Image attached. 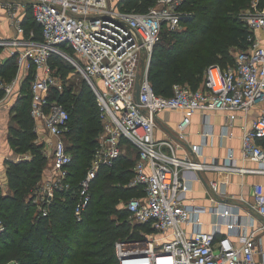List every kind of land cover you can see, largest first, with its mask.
<instances>
[{"label":"built area","instance_id":"built-area-1","mask_svg":"<svg viewBox=\"0 0 264 264\" xmlns=\"http://www.w3.org/2000/svg\"><path fill=\"white\" fill-rule=\"evenodd\" d=\"M120 0H0V8L16 30L15 38H1L0 63L17 57V78L0 83L4 91L0 103L8 100L23 72L30 82V115L51 137L52 174L44 176L30 199L46 217L63 194L75 201L74 216L83 218L92 199V185L103 168H113L129 149L137 160L130 187L142 188L144 197L133 198L125 206L132 232L138 239L116 243L119 264H260L256 260L253 233L233 241L236 225L218 237L202 230V210L186 204L188 185L183 173L203 170L242 171L235 165L200 163L193 157H180L181 145L158 139L157 118L165 111L183 114L178 129L184 139L197 112L260 111L242 136L244 160L260 163L264 173V7L252 0L254 11L245 18L249 31L247 47L233 51L234 64L206 69L204 82L197 89L175 84L172 96L155 93L149 79L155 46L164 27L175 30L192 12L184 9L188 0H156L146 13L119 8ZM28 9L42 29L27 32L23 21ZM4 52L7 53L3 57ZM53 56L70 63L94 92L102 131L97 138L91 166L75 185L72 181L73 156L68 150L70 113L60 98L71 89L51 64ZM26 76V77H27ZM142 78L139 100L136 85ZM235 119V115H230ZM232 135V134H231ZM193 154L199 147L191 148ZM195 156V155H194ZM232 158V157H230ZM218 190V185L211 186ZM255 208L264 217V186H254ZM216 213V212H213ZM223 218L229 216L225 211ZM264 225V224H263ZM191 227L187 231V227ZM6 226L0 218V232Z\"/></svg>","mask_w":264,"mask_h":264},{"label":"trees","instance_id":"trees-1","mask_svg":"<svg viewBox=\"0 0 264 264\" xmlns=\"http://www.w3.org/2000/svg\"><path fill=\"white\" fill-rule=\"evenodd\" d=\"M155 1L120 0L119 8L146 13ZM237 3V0H208L203 5L199 0L187 1L184 9L192 15L183 24L189 28L178 35L177 31L164 27L155 46L149 79L156 94L172 96L173 86L184 82L197 90L204 82L208 67L226 68L234 64L231 50L245 49L249 33L245 22L232 8ZM260 7H264V0ZM23 24L27 32L34 30L37 40L42 38V29L30 9ZM51 64L63 78L75 71L59 56H53ZM17 70V57L0 63V83H10ZM31 80L29 76L24 96L14 106L10 143L16 152L30 153L32 159L10 163L7 169L10 192L8 195L0 192V218L6 226L5 231L0 232V263L12 260L11 264H119L116 243L138 239L127 220L128 212L120 208L121 203L145 196L142 188L128 186L136 158L133 161L126 154L113 168L105 167L100 171L91 188L92 199L80 222L74 216L75 201L63 194H57L48 216L39 215L28 199L41 179L47 158L43 147L34 140L30 117ZM3 95L0 89V98ZM60 102L70 113L71 131L67 144L72 140L68 150L73 156L72 181L77 185L91 166L102 131L99 107L94 92L84 80L78 93L66 89ZM52 232L54 239L50 241Z\"/></svg>","mask_w":264,"mask_h":264},{"label":"crops","instance_id":"crops-1","mask_svg":"<svg viewBox=\"0 0 264 264\" xmlns=\"http://www.w3.org/2000/svg\"><path fill=\"white\" fill-rule=\"evenodd\" d=\"M16 35L15 28L10 24L5 17L4 11L0 8V39L15 38ZM6 56L7 53L4 52L3 57ZM26 76L27 74L24 75L23 72L18 76L13 94L8 100L0 103V190L1 188L7 189L9 192L7 177L9 164L22 163L32 159V155H27L30 153L21 154L24 159H14L13 146L10 143L11 122L15 114L14 111L11 112V109L18 99L24 96L26 82L31 75ZM15 77L17 78V76ZM15 77L11 82L14 81ZM232 114L235 115V119H230V115ZM259 114L260 111L258 109L250 111L248 115H245L241 111H224L210 112L206 117L203 113L197 112L192 117L184 139L181 140L179 138L178 125L183 118V114L178 111H165L160 113L157 118L156 136L158 139H168L179 143L181 147H179L177 154L180 157L189 156L196 158L200 163L209 165H235L240 169L255 171L232 172L207 169L201 171V173L185 171L183 176L188 185V200L186 204L196 206L202 210V230L209 233L214 232L218 238L227 235L229 233L228 224L233 223L236 225V230L231 236L236 243L239 242V235H250L253 233L256 245V260L258 263L264 264V217L259 215L255 208L253 191L255 185L264 186V173L257 171L262 166L260 163L244 160L242 156V136L244 130L253 125L254 120L257 119ZM31 119L33 121L34 135L38 138V141H35V143L43 147V153L46 149L51 153V137L40 122H35L32 117ZM194 146L199 147V153H192L191 148ZM49 155L50 159L47 160V164L41 175L42 180L44 176L52 174V154ZM44 156L46 157L45 154ZM135 158L137 160L136 153ZM213 184L218 185V190H213L211 187ZM38 186L39 184H37L35 189ZM34 190L30 193L29 199ZM210 191H215L222 199L237 201L244 206L248 205L256 215L250 213L246 207L239 209L232 205L218 203L209 193ZM63 196L67 198L65 195ZM225 211L229 212V216L223 218L220 214ZM190 228V226L187 227V231H190Z\"/></svg>","mask_w":264,"mask_h":264},{"label":"rangeland","instance_id":"rangeland-1","mask_svg":"<svg viewBox=\"0 0 264 264\" xmlns=\"http://www.w3.org/2000/svg\"><path fill=\"white\" fill-rule=\"evenodd\" d=\"M239 1L240 0H237L238 3L234 4L232 6V8H234L236 10L235 13H236V15H238L240 20L241 21H245V18H247L249 16V14H251L254 11V6L252 4V0H245V1H240V2ZM199 2L201 4H203V5H205V4L208 3V0H199ZM200 18H201V16L199 15L198 19H200ZM187 28H189V27L186 26V24H182L180 27L176 28L173 31H177V33H179L178 35H182L186 31ZM184 40L187 41L188 38H185ZM231 54L233 55V50H231ZM70 73H71V76L69 77V79L65 80V83H67L70 86V88L73 89V91L75 93H78L80 91L81 87H82V84H83L82 77L78 73H76L75 71L74 72H70ZM64 79H65V77H64ZM2 83L4 84V82H2ZM180 85L181 86L190 87L188 85V83H186V82L180 83ZM15 104L13 105V107L11 109V112L13 111ZM11 124H12V122H11ZM34 140L38 141V138L35 137ZM68 145H70V146L72 145V140L68 141ZM12 149H13L12 151H14L13 152V155H14L13 158L14 159H16V160H18L19 158L24 159L23 156H21V154H19L18 152L17 153L15 152L14 148H12ZM44 154L48 158L47 160H49L50 159V155L48 154V152H46L44 150ZM27 155H31V154H27ZM126 156H128L129 158L133 159V161H135V154L132 152L131 149L129 151H127V155ZM133 168H134V166H133ZM41 181H42V177H41L40 181L37 184H41L42 183ZM0 192H1L2 195H8L9 194V191L7 189L4 190V189L1 188ZM28 201H29V203H31L35 207L33 202H31V200L28 199ZM126 204H127L126 202L125 203H121L120 208H125ZM35 209H36V211H38L36 207H35ZM127 217H128L127 218V220H128L129 219V215ZM49 239H50V241H53V239H54L53 232H52V234L50 233V238ZM12 262L13 261L10 260L8 262H4V263H0V264H11Z\"/></svg>","mask_w":264,"mask_h":264},{"label":"water","instance_id":"water-1","mask_svg":"<svg viewBox=\"0 0 264 264\" xmlns=\"http://www.w3.org/2000/svg\"><path fill=\"white\" fill-rule=\"evenodd\" d=\"M141 80L142 78L140 77L137 81V85H136V90H137V93H136V99L139 100V92H140V85H141ZM179 141V140H178ZM182 143V142H181ZM213 197L214 199L218 202V203H221V204H227V205H232V206H235L236 208H247L249 210L250 213H252L253 215H256L254 214V211H252L251 207H249L248 205L247 206H244L243 204L237 202V201H231L229 199H222L217 193H215V191H210L209 192ZM263 223H264V218H263Z\"/></svg>","mask_w":264,"mask_h":264}]
</instances>
